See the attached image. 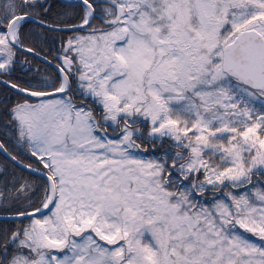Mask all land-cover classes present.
Wrapping results in <instances>:
<instances>
[{
	"label": "snow or ice",
	"instance_id": "6c2138e0",
	"mask_svg": "<svg viewBox=\"0 0 264 264\" xmlns=\"http://www.w3.org/2000/svg\"><path fill=\"white\" fill-rule=\"evenodd\" d=\"M0 264H264V0H0Z\"/></svg>",
	"mask_w": 264,
	"mask_h": 264
}]
</instances>
